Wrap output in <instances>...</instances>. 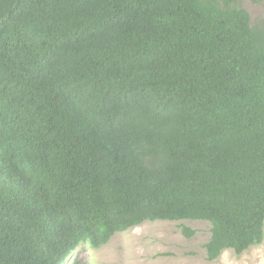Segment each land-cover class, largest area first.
<instances>
[{
    "label": "trees",
    "instance_id": "obj_1",
    "mask_svg": "<svg viewBox=\"0 0 264 264\" xmlns=\"http://www.w3.org/2000/svg\"><path fill=\"white\" fill-rule=\"evenodd\" d=\"M240 2L0 0V264L145 222H207L208 262L263 242L264 20Z\"/></svg>",
    "mask_w": 264,
    "mask_h": 264
},
{
    "label": "rangeland",
    "instance_id": "obj_2",
    "mask_svg": "<svg viewBox=\"0 0 264 264\" xmlns=\"http://www.w3.org/2000/svg\"><path fill=\"white\" fill-rule=\"evenodd\" d=\"M240 6L251 22L264 20V6L241 0ZM181 227L195 231L186 238ZM210 237V225L203 221L145 222L113 236L100 249L80 245L65 264H264V240L241 255L228 250L218 260L208 262L204 246Z\"/></svg>",
    "mask_w": 264,
    "mask_h": 264
}]
</instances>
